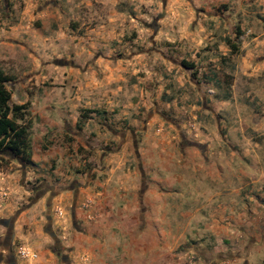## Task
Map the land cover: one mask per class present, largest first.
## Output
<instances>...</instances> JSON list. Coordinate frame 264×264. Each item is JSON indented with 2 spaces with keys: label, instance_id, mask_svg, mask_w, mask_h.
I'll return each instance as SVG.
<instances>
[{
  "label": "rangeland",
  "instance_id": "374dc122",
  "mask_svg": "<svg viewBox=\"0 0 264 264\" xmlns=\"http://www.w3.org/2000/svg\"><path fill=\"white\" fill-rule=\"evenodd\" d=\"M0 69L10 104L28 103L30 155L65 153L73 171L96 174L176 150L173 174L184 178L169 217L202 206L193 221H208L207 209L239 200L238 184L264 207V0H0ZM198 162L222 166L225 187L196 180ZM23 166L0 154V191L16 195L0 207V264L9 248L55 250L41 204L27 219L39 222L22 221L39 180ZM193 231L213 251L206 264H262L263 242L234 258Z\"/></svg>",
  "mask_w": 264,
  "mask_h": 264
},
{
  "label": "crops",
  "instance_id": "0c3cea01",
  "mask_svg": "<svg viewBox=\"0 0 264 264\" xmlns=\"http://www.w3.org/2000/svg\"><path fill=\"white\" fill-rule=\"evenodd\" d=\"M152 146L157 147V142ZM153 150L140 156V166L124 163L117 170L102 165L96 174L94 168L86 174L73 171L72 167L78 162L67 159L69 156L65 153H31L30 164H23L24 169L29 170L26 178L39 180L37 186L27 191L34 197L22 221H33L27 220L32 214L30 208L41 204L42 214L45 211L49 228L54 232L49 234L55 250L43 249L38 254L32 253L35 255L32 257L29 252L26 256L20 254L21 249L27 250L25 246L19 247L17 256L9 248L10 261L4 260V264H194L192 260L196 257L200 259L195 264H206L213 257V251L205 247V239L198 233L193 231L189 235L191 228L204 231L203 236H210L229 257L232 253L234 258H242L244 250L247 255L249 243H264V207L258 204V193L242 196L239 184L233 191L239 200L230 199L207 209L208 221H193L195 215L205 213L202 206L180 217H169L170 211L177 209L171 196L184 177L173 174L178 165L176 150ZM51 161L63 166L64 171L57 168L50 172ZM201 163H193L200 170V178L196 180L201 183L209 180L225 187L223 167H206ZM151 167L153 170L149 169ZM183 175L188 177L186 173ZM239 175L242 180L243 174ZM204 187L197 186L198 192ZM14 198L16 195L1 190L0 207ZM87 201L92 202L90 212L96 216L94 220H88L87 211L82 209ZM12 219L8 221L13 222ZM34 219L37 221L34 220L32 226L40 221L38 217ZM18 224L14 223L13 231ZM19 238L27 240L28 236L23 234ZM228 240L237 243L234 250L224 246Z\"/></svg>",
  "mask_w": 264,
  "mask_h": 264
},
{
  "label": "trees",
  "instance_id": "16d2710c",
  "mask_svg": "<svg viewBox=\"0 0 264 264\" xmlns=\"http://www.w3.org/2000/svg\"><path fill=\"white\" fill-rule=\"evenodd\" d=\"M229 49L234 53L237 46L228 40ZM10 78L0 69V154L18 158L25 165L30 164V145L28 131L31 123L28 103L10 104V91L6 83ZM264 264V259L262 261Z\"/></svg>",
  "mask_w": 264,
  "mask_h": 264
},
{
  "label": "built area",
  "instance_id": "2783aa9c",
  "mask_svg": "<svg viewBox=\"0 0 264 264\" xmlns=\"http://www.w3.org/2000/svg\"><path fill=\"white\" fill-rule=\"evenodd\" d=\"M91 207H92V202L91 201H87L85 204L82 205V209L84 211H87L86 218L88 220H94L96 218V216L94 215V213L92 211L90 212ZM20 254L23 255V256H26L28 253H27V250L21 249L20 250ZM29 255H31L32 257L35 256L32 253H29Z\"/></svg>",
  "mask_w": 264,
  "mask_h": 264
}]
</instances>
